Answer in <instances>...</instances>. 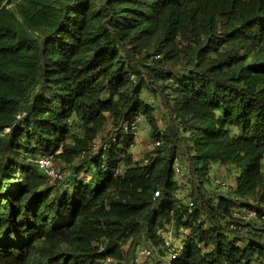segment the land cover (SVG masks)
<instances>
[{
	"label": "trees",
	"instance_id": "obj_1",
	"mask_svg": "<svg viewBox=\"0 0 264 264\" xmlns=\"http://www.w3.org/2000/svg\"><path fill=\"white\" fill-rule=\"evenodd\" d=\"M139 115L162 140L144 164L124 129ZM82 152L54 184L35 161ZM213 163L231 194L206 195ZM249 194L258 202L240 204L263 215L264 0H0V264H130L143 242L175 250L169 264H264V222L246 234L227 223Z\"/></svg>",
	"mask_w": 264,
	"mask_h": 264
},
{
	"label": "rangeland",
	"instance_id": "obj_2",
	"mask_svg": "<svg viewBox=\"0 0 264 264\" xmlns=\"http://www.w3.org/2000/svg\"><path fill=\"white\" fill-rule=\"evenodd\" d=\"M142 99L147 102L148 104L153 105L155 108H157V100L154 98L152 92L145 88L143 90L142 93ZM155 114L157 115V119H158V126L159 128H161V130H163L166 127L165 121L163 119L162 113L160 111L159 108H157ZM111 125H106L105 128L99 133V135L97 136V138L95 139V146L94 148H97L100 144H102V142L104 141V137H106V135L108 134V131L110 130ZM140 138L138 141H136L135 145L133 147H131L130 151L134 156V162H138L143 164L144 162V158L147 157L149 155V145L150 143L153 141V139H155L153 137V127L151 126V124L148 122V120L143 116V122L140 125ZM123 132L122 131H115V136H119L121 135ZM123 136V135H122ZM81 157L80 155L76 156L74 158V160L71 163H67L62 159H55L54 158V163L56 165V167L59 170H62L65 172V180L69 181L70 180V176L72 174V167L74 164L79 163L81 161ZM124 166H130V162L128 161V158H123L122 162H121ZM176 163H184L187 164L186 161H184L181 158H178L176 160ZM79 176H84L89 178V175L86 176V174L81 173ZM188 176H189V172L188 174H179L176 175V178L181 181V182H188ZM209 176H210V180H206L204 179L203 183H204V188L206 190V195L207 196H211V197H216L218 194H231V190L232 187L235 186V181L233 178H231L230 176V172L228 170V167L225 165H221L219 163H213L210 171H209ZM220 177L221 179H224L228 185L227 186H221V185H217L216 183H214V179ZM18 179H16L17 181ZM182 186L180 188V190L178 191V195L179 197L182 199L184 204H187L188 199L191 197L189 196V192L186 191L187 187L189 185H183V183H181ZM187 186V187H186ZM189 188V187H188ZM259 195H247L245 197H239V198H235V202L236 203H242L244 202H249V203H257L258 202V197ZM264 205V204H263ZM223 221V220H222ZM256 219H252L250 221H248V225L249 228L251 229L253 225H258L257 224ZM201 222L203 224V227L206 228L207 230H209L212 227V223L211 221L208 219V217L206 215H202L201 218L197 221ZM190 229H187V232H189ZM254 232H257L256 230ZM165 238L170 242L171 239H173L172 237V233H165ZM251 240L250 236H245L243 238V241H246L247 243H249ZM146 245H150V243H146L143 242L140 247L142 246H146ZM180 246V242L177 243V247ZM155 254L151 259H145L141 264H169L170 259H169V251H167V253H165L164 255L161 253V251L159 252L157 248H155ZM138 259H141V256H139L138 251H136L134 253V255L132 256L131 259V263L132 261L135 263L137 262ZM117 264H125V262L121 261V260H117ZM130 263V264H131ZM133 263V264H134Z\"/></svg>",
	"mask_w": 264,
	"mask_h": 264
},
{
	"label": "built area",
	"instance_id": "obj_3",
	"mask_svg": "<svg viewBox=\"0 0 264 264\" xmlns=\"http://www.w3.org/2000/svg\"><path fill=\"white\" fill-rule=\"evenodd\" d=\"M143 120V115H139L131 121L130 123H127L125 125V132H131L134 137V141L130 144V149L133 147L136 143V141L140 138V123ZM115 141V136H114ZM162 144L161 139H153V141L149 145V155L144 158V163L148 162L151 157L156 155V147L160 146ZM85 152H82L80 154V157H84ZM35 161L38 163L40 168L43 170V172L46 174L48 181L50 184H54L56 182H59L65 178V172L62 170H59L55 163H54V154H44L35 159ZM175 173L176 175L179 174H188L189 167L187 164L184 163H176L174 165ZM125 170L124 165L117 166L115 170V174H121ZM214 183L221 186H226L227 182L224 179H221L220 177H217L214 179ZM187 192L190 191V189L187 187ZM159 191L155 192V195H158ZM189 207H192L194 205V202L192 198L190 197L187 202ZM256 219L261 220L264 222V214L259 216V213L257 209L251 208L248 205L240 204V205H232L231 206V215L227 219V223L229 225V228L235 231L240 232L241 234H246L249 230L248 221ZM180 230L187 234V228L181 227ZM262 237L264 239V230L262 232ZM96 245L98 246V250L101 252L105 251V243L102 240L97 241ZM155 247L153 246H142L138 249V254L141 256V259H138L137 262L134 264H141L145 259H151L155 254ZM169 259L172 260L177 257V252L175 250H171L169 252ZM117 258L111 254L105 253V256L103 257L102 261L103 264H117Z\"/></svg>",
	"mask_w": 264,
	"mask_h": 264
},
{
	"label": "crops",
	"instance_id": "obj_4",
	"mask_svg": "<svg viewBox=\"0 0 264 264\" xmlns=\"http://www.w3.org/2000/svg\"><path fill=\"white\" fill-rule=\"evenodd\" d=\"M142 122H143V120H142ZM142 122H141V123H142ZM141 123H140V125H141Z\"/></svg>",
	"mask_w": 264,
	"mask_h": 264
}]
</instances>
